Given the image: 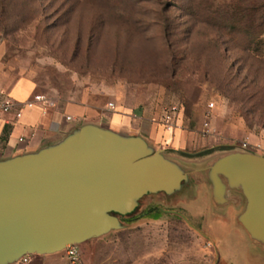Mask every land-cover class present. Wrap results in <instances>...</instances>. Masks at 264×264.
Returning <instances> with one entry per match:
<instances>
[{
  "label": "rangeland",
  "instance_id": "rangeland-1",
  "mask_svg": "<svg viewBox=\"0 0 264 264\" xmlns=\"http://www.w3.org/2000/svg\"><path fill=\"white\" fill-rule=\"evenodd\" d=\"M0 77L60 106L181 107L188 181L79 245L83 264L245 258L241 210L214 206L203 173L225 154L264 157V0H0ZM51 256L42 264H64L63 251Z\"/></svg>",
  "mask_w": 264,
  "mask_h": 264
},
{
  "label": "water",
  "instance_id": "water-1",
  "mask_svg": "<svg viewBox=\"0 0 264 264\" xmlns=\"http://www.w3.org/2000/svg\"><path fill=\"white\" fill-rule=\"evenodd\" d=\"M141 137L84 125L59 143L0 160V264L62 252L121 229L145 195H171L189 179ZM212 204L241 210L236 222L264 249V157L225 154L203 173Z\"/></svg>",
  "mask_w": 264,
  "mask_h": 264
},
{
  "label": "crops",
  "instance_id": "crops-1",
  "mask_svg": "<svg viewBox=\"0 0 264 264\" xmlns=\"http://www.w3.org/2000/svg\"><path fill=\"white\" fill-rule=\"evenodd\" d=\"M36 94L40 93L36 92L33 84L26 80L10 82L7 78L0 77V99L8 98L15 103H24ZM107 107L91 109L81 104L60 106L56 102L54 108L45 111L38 106L25 108L20 118H16L13 112L2 114L0 116V160L37 152L59 143L84 125H94L122 136L141 137L150 147L162 151L167 158L178 163H189L190 160L181 157L184 151L182 131L178 129V126L173 130L164 129L161 124V112L154 116L148 110L137 113L133 110L109 112L104 110L109 109ZM65 115L71 119L67 120ZM48 257L52 256L32 255L27 257L26 262L22 260L19 262L42 264ZM215 264H264V249L253 243L245 244L244 259L239 261V258L235 260L220 258L216 259Z\"/></svg>",
  "mask_w": 264,
  "mask_h": 264
},
{
  "label": "built area",
  "instance_id": "built-area-1",
  "mask_svg": "<svg viewBox=\"0 0 264 264\" xmlns=\"http://www.w3.org/2000/svg\"><path fill=\"white\" fill-rule=\"evenodd\" d=\"M55 104H56L55 100L49 98L45 94H36L32 97L31 100L26 101L24 103H15L8 98H1L0 99V116L2 114H8L10 112H13L16 118H20L21 112L25 108H32V107L38 106L43 111H45L49 108H54ZM107 106L110 110L114 109V105L112 103H109ZM212 106L213 105L210 104V107ZM180 110H181V107L179 104H170L162 109L161 124L163 125L164 129L173 130L174 128L177 127ZM65 118L67 120L71 119L67 115H65ZM203 126L206 129V134H208L209 133L208 123L205 122ZM19 141L21 142V140ZM241 148L244 150L250 149V147L246 143H242ZM63 252H64L65 264H83L82 254L79 249V246L68 245L65 247ZM27 257L28 256H24L20 260H22L23 262H26Z\"/></svg>",
  "mask_w": 264,
  "mask_h": 264
},
{
  "label": "trees",
  "instance_id": "trees-1",
  "mask_svg": "<svg viewBox=\"0 0 264 264\" xmlns=\"http://www.w3.org/2000/svg\"><path fill=\"white\" fill-rule=\"evenodd\" d=\"M191 2L192 1H194V0H190ZM182 155V154H181ZM137 211V207H136V209L134 210V212H136ZM134 212H132L131 214H133ZM130 214V215H131ZM113 216H115V217H117L118 218V220H119V217H122V216H119V215H117V214H112Z\"/></svg>",
  "mask_w": 264,
  "mask_h": 264
},
{
  "label": "flooded vegetation",
  "instance_id": "flooded-vegetation-1",
  "mask_svg": "<svg viewBox=\"0 0 264 264\" xmlns=\"http://www.w3.org/2000/svg\"><path fill=\"white\" fill-rule=\"evenodd\" d=\"M174 193V192H173ZM172 195V194H171Z\"/></svg>",
  "mask_w": 264,
  "mask_h": 264
}]
</instances>
